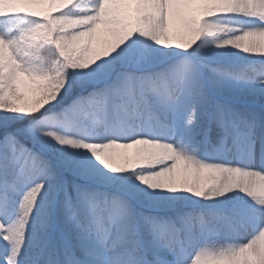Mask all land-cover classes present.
<instances>
[{
    "label": "snow or ice",
    "instance_id": "snow-or-ice-1",
    "mask_svg": "<svg viewBox=\"0 0 264 264\" xmlns=\"http://www.w3.org/2000/svg\"><path fill=\"white\" fill-rule=\"evenodd\" d=\"M0 264H264V0H0Z\"/></svg>",
    "mask_w": 264,
    "mask_h": 264
}]
</instances>
